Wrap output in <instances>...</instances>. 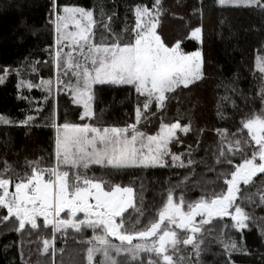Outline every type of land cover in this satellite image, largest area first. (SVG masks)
<instances>
[{
	"label": "trees",
	"instance_id": "1",
	"mask_svg": "<svg viewBox=\"0 0 264 264\" xmlns=\"http://www.w3.org/2000/svg\"><path fill=\"white\" fill-rule=\"evenodd\" d=\"M55 5L58 15L64 14V7L92 11L93 42L103 45L117 40L121 44L132 41L137 7H147L153 19L159 10L157 34L169 47L179 42L185 52L202 51L203 78L187 88L180 86L166 93L168 98L163 107L153 100L146 110L143 105L147 97L132 85H95L92 102L95 116L82 120V107L74 102L70 89L62 84L54 88L43 83L52 82L58 75L53 61L59 50L55 51L52 9L34 13L21 21L22 30L16 43L0 53V76H3L0 116L9 121L0 123V169H10L4 175L15 180L17 176L30 174L29 165L33 161L42 168L55 166L54 125L123 128L136 124V109L140 108L142 116L136 127L145 136L158 135L163 125L177 122L189 127V131L176 130L167 145L169 154L163 157V167L87 170L89 176L134 188L140 211L129 208L124 213L129 232L143 229L155 220L169 193L175 201L182 197L187 211V205L225 191V177L256 147L242 121L264 113V74L257 67V60L264 58V0L247 6L222 5L219 0H160L159 5L155 0H55ZM197 27L202 29V43L190 35ZM0 32L7 29L0 25ZM28 117L33 119L29 121ZM238 138L248 141L243 152L235 151L234 141ZM229 147H233L232 152ZM172 155L180 160L173 161ZM228 159L232 164L226 162ZM10 189L14 191L11 186ZM262 195L264 173L254 177L249 185L241 183L235 204L249 217L245 221L248 226L237 229L230 217L212 218L211 223L202 225V232L195 234L199 254L193 245L180 243L175 250L169 249L173 264H264ZM5 216L7 210L0 207V218ZM60 218H68L67 211ZM83 218L84 214H77L76 219ZM201 219L196 218L197 222ZM37 222L41 224L38 229L26 225L18 231L15 217L0 219V264H89L87 250L93 245L102 247L93 239L94 235L102 234L100 229L82 226L79 232L70 227L55 231L52 226H43L42 217ZM171 227L180 238L189 235L186 230ZM108 239L120 245L119 240ZM44 240L50 241L47 253L43 251ZM232 243L235 249L225 247ZM109 252L117 264L158 261L152 252H140L137 259L123 252L119 255L111 249ZM103 262L102 252L97 253L93 264Z\"/></svg>",
	"mask_w": 264,
	"mask_h": 264
},
{
	"label": "snow or ice",
	"instance_id": "2",
	"mask_svg": "<svg viewBox=\"0 0 264 264\" xmlns=\"http://www.w3.org/2000/svg\"><path fill=\"white\" fill-rule=\"evenodd\" d=\"M155 3L159 5L160 0H155ZM219 3H243L247 6L259 4L260 0H219ZM53 4L55 12V0ZM62 11L64 15H56L55 20L59 34L57 44L69 40L72 51L63 54V61L61 51H58L56 67L59 71L63 65L65 75L71 72L77 77L76 84L69 87L74 102L83 106L80 117L82 120L95 116L92 103L95 99V85H132L138 93L147 97L143 105L146 110L153 100L163 107L168 98L166 93L174 92L180 86L187 88L203 78L202 51L187 54L180 49L179 42L169 47L157 34L159 10L153 19L147 7H137L132 41L121 44L117 40L111 45L93 42L92 28L95 21L92 11L77 7H64ZM70 23L76 31H66ZM190 35L202 43L201 28L197 27ZM74 53H78L82 61L76 60ZM257 67L264 73V58L257 60ZM2 82L3 76H0V83ZM43 83L52 84L51 81ZM141 116L142 111L137 108L136 124H139ZM32 119L33 117H28L29 121ZM0 123L9 121L0 116ZM136 124L123 128L70 123L54 125L57 131L55 166L42 168L37 161L30 162L31 173L17 176L15 180L4 175L10 169H0V207L5 208L8 213V216L0 219L15 217L18 231L24 230L26 225L31 229L40 228L38 217L43 218L44 227L52 226L55 231L70 227L79 232L82 226L94 231L100 229L102 234L94 235L93 239L102 247L93 245L87 250L89 264H93L94 257L99 252L104 256L103 264H117V260L110 255V249L117 255L122 252L128 254L132 259H137L140 252H152L156 254L158 261L173 264L169 249L175 250L180 243L193 245L199 254L200 245L194 243L195 234L202 232V225L211 223L212 218L230 217L235 221L233 226L237 229L248 226L245 221L249 217L235 201L241 183L249 185L254 177L264 173V113L254 114L242 121L243 129L247 130L256 147L250 156L235 165L234 170L225 177V191L210 199L202 198L195 204L187 205V211L184 210L183 198L175 201L172 193H169L155 220L143 229L129 232L125 228L124 213L129 208L140 211L135 203L134 188L89 176L87 170L92 165L116 170L163 167V157L169 154L167 145L175 137L176 130L185 133L189 131V127H182L177 122L163 125L158 135L145 136V133L137 130ZM245 145H248L247 140L242 142L238 138L234 141L235 151L243 152ZM228 151L232 152L233 147H229ZM220 154L224 155L223 152ZM172 160L178 161L180 157L172 155ZM226 162L232 164L230 159ZM10 186L14 191H9ZM261 199L264 200V195ZM65 211L68 218H60ZM78 213H83L84 218L77 220ZM197 216L202 217L199 222L196 220ZM171 226L186 230L189 235L180 238ZM109 237L119 240L120 245L112 244ZM134 240L147 243L134 244ZM43 243V251L47 253L50 241L44 240ZM125 244L129 247H123ZM225 247L235 249L236 245L232 243ZM158 261L149 260L148 264H158Z\"/></svg>",
	"mask_w": 264,
	"mask_h": 264
},
{
	"label": "rangeland",
	"instance_id": "3",
	"mask_svg": "<svg viewBox=\"0 0 264 264\" xmlns=\"http://www.w3.org/2000/svg\"><path fill=\"white\" fill-rule=\"evenodd\" d=\"M235 4V3H230ZM46 8H51L53 11V25H54V33H55V51L58 49L63 53L71 52L72 47L70 45L69 40L62 41L59 45L57 44L59 34L56 31V5H55V12H54V4L53 0H0V25L7 29V32L2 33L0 32V53L3 49L8 48L16 43V37L21 32V21L24 18H29L34 13L39 11H43ZM64 15V14H63ZM82 23H86V21H82ZM75 27L70 23L69 28L66 31H76ZM64 31V30H62ZM65 45H69L65 47ZM180 49L182 50L181 46ZM183 51V50H182ZM198 51V50H197ZM185 52V51H183ZM196 52V51H194ZM194 52H185L187 54H192ZM76 60L82 61V57L79 56L78 53H74ZM64 55L62 56L61 60L63 61ZM57 60L56 56L54 57L53 65L55 68V72H58V75H55V78L52 81V85L54 88L58 86V84H62L67 90L70 89L69 85H75L77 82V77L74 76L71 72L67 75L64 74V68L62 65V70L58 71L57 67ZM264 74V73H263ZM60 78V79H58ZM74 97V96H73ZM80 107L83 106L81 104ZM90 125V124H89ZM131 132H129V136H131ZM57 136V131H56ZM154 147V146H153ZM259 162V161H257ZM93 167H100L98 165H92L89 169ZM88 169V170H89ZM12 192L11 189H9ZM80 214V213H78ZM83 214V213H82ZM78 220V219H77ZM119 220V218H118Z\"/></svg>",
	"mask_w": 264,
	"mask_h": 264
},
{
	"label": "water",
	"instance_id": "4",
	"mask_svg": "<svg viewBox=\"0 0 264 264\" xmlns=\"http://www.w3.org/2000/svg\"><path fill=\"white\" fill-rule=\"evenodd\" d=\"M197 217H198V216H197ZM197 217H196V218H197Z\"/></svg>",
	"mask_w": 264,
	"mask_h": 264
}]
</instances>
